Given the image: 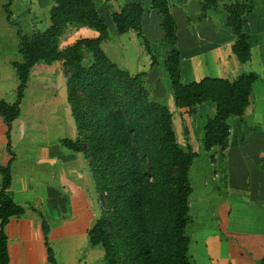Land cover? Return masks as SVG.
Wrapping results in <instances>:
<instances>
[{"label":"trees","instance_id":"1","mask_svg":"<svg viewBox=\"0 0 264 264\" xmlns=\"http://www.w3.org/2000/svg\"><path fill=\"white\" fill-rule=\"evenodd\" d=\"M7 24L13 0H0ZM48 26L29 34L17 31L18 61L10 62L17 88L14 102L0 100V119L6 126L19 115L31 68L59 62L65 72L66 101L77 137L64 138V148L82 153L89 168L103 211L86 231L87 246L102 250V264H193L188 256L190 223L188 199L192 192L189 169L197 154L182 149L175 139L168 109L151 101L143 86V74L131 76L110 62L100 49L107 39V27L95 0H48ZM206 0L202 10L215 7ZM150 9L160 17L161 42L168 46L163 67L174 106L192 114L202 103L213 105V114L203 127L202 147L224 150L228 145L232 117H240L250 103L253 73L233 81L205 77L183 84L177 49L176 26L167 0H150ZM226 26L235 38L231 52L240 64L250 59V47L243 32L245 2L223 6ZM141 3L124 4L109 18L118 35L134 32L144 43L152 65L156 63L142 35ZM68 27H84L96 33L93 39H78L59 50V39ZM85 58L89 59L87 65ZM9 166H0V264H8L4 227L19 218L24 208L8 196ZM41 216V215H40ZM43 243L49 264H55L47 241L48 226L41 218Z\"/></svg>","mask_w":264,"mask_h":264},{"label":"crops","instance_id":"2","mask_svg":"<svg viewBox=\"0 0 264 264\" xmlns=\"http://www.w3.org/2000/svg\"><path fill=\"white\" fill-rule=\"evenodd\" d=\"M185 1L183 0V5ZM237 3H240L239 0L228 4ZM177 4L178 0H172V4L168 3V9L174 22L175 13L170 8L177 9ZM1 5L0 1V100L12 104L17 82L10 62L20 59L17 53L16 33L19 30L24 34H29L33 29L43 31L47 28L48 10L51 4L48 0L46 6L28 3L26 0L19 3L13 1L10 6V24H7L4 19ZM25 13L27 20L23 18ZM209 14L213 13H206L205 17L208 20L206 19L205 25L210 24V27L203 28L199 32L206 34V40L214 45L212 49L205 52L215 55L219 51L215 43L219 36L223 35V39L229 41L227 32L221 28L222 24L226 26L227 15L226 13L223 15L220 11L218 17L213 18L216 14L213 16ZM178 15L183 18L180 14ZM256 16L262 18V15L254 16V24L258 25ZM180 22L183 25V21ZM146 23L150 27L148 21ZM68 29L70 27L65 31L67 32ZM74 29H78L79 34L86 33L87 39L96 37V33L90 29L84 27ZM66 32L59 39V50L71 45V43H64V38L67 37ZM129 32L126 34L128 35ZM143 32L145 33L142 29ZM177 32L176 30V34ZM243 32L247 37L249 47L250 43L257 44L255 35L253 40L248 34L246 35L244 21ZM199 39L201 42V38ZM177 42H179L178 38ZM234 42L233 36L231 46ZM198 43L197 40L193 47L185 52L178 50L180 53L179 72L185 61L190 62L191 60V63L196 61L192 66L189 65L188 71L196 67L200 53L193 55L192 52ZM215 57V63L221 65V74L228 77L222 79L231 82L239 76L233 78V63L228 54L215 55ZM251 62L259 65V70L262 71L261 79L256 75L257 80L252 84L250 103L247 107L250 108L249 113L244 114L246 108L240 117H232L228 120L229 137L224 152L232 150L236 154L243 153L246 157L244 174L252 178L254 183L255 180L257 181V188H254V183L251 188H248L246 183V188L242 191H247L250 197H237L231 203H224V198H212L213 205L208 215L212 218H209V227H205V223H202L204 215L194 216L202 208L201 203L198 204V201L191 197L188 199L190 223L186 227L185 234L189 238L187 252L193 264H199L193 259L197 254L193 246L198 243V234L205 233L204 230L210 231V228L216 226L218 221L215 264H250L251 262L264 264V161L258 159L259 156L264 158V149L252 146L247 151L244 149L246 146L235 143L236 137H247L249 132L251 139L254 140L256 137L264 140V43H259L258 49L254 52V59L250 47V59L246 64ZM147 92L149 95V91ZM204 104L207 106L210 103H202L196 106L192 114H188L197 116L199 110L205 107ZM210 105L213 108V105ZM213 110L214 108L212 114ZM174 111L180 113L186 110L175 109ZM241 120L243 124L248 125H246L247 128L251 125L254 130L257 129L255 131L244 130L245 126L241 124L243 126L236 128L234 133L235 123ZM204 124L202 125V136ZM5 133L6 126L0 119V166H9L11 174L7 194L16 205L24 208L23 216L11 218L4 227L8 264H49L43 243L41 218L48 226L47 241L55 264H102V250L98 247L89 248L86 239L87 229L100 215L99 197L89 168V160L82 153L64 148L61 143L64 138L75 139L77 134L66 101L64 69L59 62L49 66L36 64L31 68L23 97L19 103V115L10 124L8 139ZM218 167L219 169L213 171L225 176L224 184L233 182L240 187L243 186L238 173L234 174L231 166L223 162L218 163ZM221 179V177L215 178L219 186ZM219 201L222 202L221 210H218ZM218 212L221 214L219 215ZM234 216L235 220H232ZM247 217L252 220L246 219Z\"/></svg>","mask_w":264,"mask_h":264},{"label":"rangeland","instance_id":"3","mask_svg":"<svg viewBox=\"0 0 264 264\" xmlns=\"http://www.w3.org/2000/svg\"><path fill=\"white\" fill-rule=\"evenodd\" d=\"M22 2L23 0H13ZM28 3H35L46 6L47 0H26ZM206 0H186L184 5L183 0H178L177 9L171 7L172 11L175 13L174 18L176 22V30L177 38L179 42H177V48L180 52H185L186 50H190V47H193V44L199 41L198 45L196 44L193 55H198V63L196 67H192L190 71L189 65H193V61L186 62L181 69V82L183 84H187L189 82H194L200 80L205 77H220V78H228L224 74H221L220 63L216 64L215 55H223L228 54L232 63H233V78L237 75L241 74H248L253 73L261 79L262 71L259 70V65L251 63L240 64L237 63L235 56L232 54L230 50L231 43L233 41V36L230 32V29L227 26L221 25V28L227 32V37L229 41H225L223 39V35L219 36V38L215 41L219 51L218 54L215 53H206L205 51H209V49L213 48L214 45L206 40V34L200 33L199 31L203 28L210 27L209 25H205L207 23L205 17L206 13H213L216 14H209L213 16V18L218 17V13L223 12L225 15V11L223 10V6L227 5L228 3L235 2L237 0H215V7L207 9L205 11L202 10V4ZM168 3L172 4V0H167ZM239 2H245L247 6L250 7V11L247 15L243 16L244 26L246 29V35L248 34L249 37H252V40L256 36V43H250V47L252 50V55L254 59V52L258 49L259 43H264V0H239ZM129 3H141L143 8L145 9V17L141 20L142 29L145 31L142 35L146 39L150 50L151 55L155 58L156 63L152 65L149 55L144 50V43L142 39H140L134 32L130 31L129 34L119 36L114 29V26L109 18V15L114 12L118 11L121 6L124 4ZM96 9L100 15V17L104 20L106 27H107V39L100 44V49L106 55V57L110 60V62L117 64V66L128 72L131 76L143 74L142 82L144 88L149 91V98L151 101L158 102L161 105L165 106L168 111L172 112V123L171 126L174 130L175 139L180 147L184 150L187 148L191 151L193 150L198 155L196 156L192 162V165L189 169L188 177L189 183L192 189V192L189 198H193L194 200L198 201V204L201 203L202 208L198 210L194 216L198 214L204 215V219L202 223H205V227H209V218L208 216L211 212L212 203L211 199L215 198H224L223 202L231 203L237 197H250L247 191H242L245 189V184L247 183V187L251 188L254 181L252 178L247 177L245 172V165L246 160L243 153L236 154L235 151H226L224 150H209L210 152L203 151L202 147V125L205 123L206 118L212 114V106L208 104L205 107L199 110V114L196 116L189 115L188 112H177L174 111L178 109L174 106L173 103V96L170 89L169 81L167 75L164 71L163 67V59L165 58V54L168 51V46L161 43L162 40V32L160 30V17L156 10L150 9V0H95ZM175 5V4H174ZM182 7H185L184 9ZM12 9V8H11ZM180 14L182 17H180ZM256 14L262 15L256 16V22L259 23L258 25L254 24V16ZM179 16V17H178ZM23 18H26V13L24 14ZM225 18V16H224ZM27 20V18H26ZM25 20V21H26ZM37 20V19H36ZM208 20V19H207ZM150 27H148L146 22ZM183 21V25L182 22ZM185 21V22H184ZM206 21V22H205ZM159 24V25H158ZM29 27V24L27 23ZM29 30V29H28ZM31 30V29H30ZM35 29H33L34 31ZM66 32V31H64ZM84 33V32H83ZM64 34V33H63ZM225 34V32H223ZM66 36L64 38V43L71 45L78 39L86 38V33L79 34L78 29L71 28L68 29L66 32ZM129 36V37H128ZM84 37V38H83ZM201 38V42L200 39ZM207 41V42H206ZM211 44V45H206ZM263 45V44H262ZM193 49V48H192ZM202 52V53H201ZM209 55V56H208ZM184 56V54H183ZM208 56V57H207ZM89 63V59L85 58L84 64L87 65ZM122 66V67H121ZM264 66V62H263ZM195 69V71L193 70ZM264 69V68H263ZM261 71V72H260ZM65 75V72H64ZM258 79V80H259ZM158 87V88H157ZM250 108H247L244 114L249 113ZM185 110V109H183ZM241 120L239 123H235V130L236 128H240L243 125L245 126L244 130L255 131L257 128L252 127L249 125L247 128V124H243ZM247 125V126H246ZM247 128V129H246ZM263 130V128L261 129ZM237 145H244L246 146L247 151L252 146H259L264 149V140L257 139L254 137V140L250 138V132L247 137L237 138L236 142ZM202 148V149H201ZM261 161H264L262 156H259ZM227 163L229 166L232 167L233 173L237 174L242 181L243 186L240 187L236 183H226L224 184L225 176L220 175V172H215L213 170L219 169L218 163ZM212 167H211V165ZM237 170V171H236ZM213 171V172H212ZM220 171V170H219ZM212 172V175H211ZM232 173V174H233ZM244 174V175H243ZM211 176H213L211 178ZM218 177H221V185L219 186V182L215 180ZM217 183V184H216ZM257 181L255 180L254 188L256 189ZM219 186V189H218ZM258 196V195H256ZM99 197V195H98ZM199 198V199H197ZM222 202L219 201L218 210H221ZM103 206L100 204V211H103ZM219 215L221 212H218ZM208 216V217H207ZM212 219V218H211ZM246 219H250L247 217ZM232 220H235V216L232 217ZM219 222V221H218ZM213 226L209 230H204L205 233L198 234L197 241L198 243L193 246L195 250L196 256L193 257L195 262L199 264H215L214 259L217 258V226ZM190 231V230H189ZM208 231V232H207ZM210 262V263H208ZM250 264H262L261 262H251Z\"/></svg>","mask_w":264,"mask_h":264}]
</instances>
